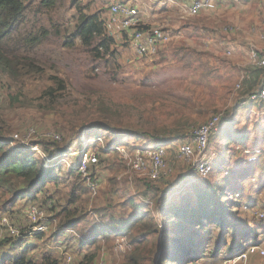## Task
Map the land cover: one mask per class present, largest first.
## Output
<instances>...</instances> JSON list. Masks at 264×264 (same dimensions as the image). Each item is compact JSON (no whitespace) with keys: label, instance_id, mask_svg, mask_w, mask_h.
<instances>
[{"label":"rangeland","instance_id":"rangeland-1","mask_svg":"<svg viewBox=\"0 0 264 264\" xmlns=\"http://www.w3.org/2000/svg\"><path fill=\"white\" fill-rule=\"evenodd\" d=\"M38 1L32 0L28 4L21 31L45 27L49 31L58 29L60 35H48L30 52L43 70L39 74L16 83L0 71V101L7 108L5 122L12 129L11 138L15 134L23 135L28 129L36 130L32 126L34 124L51 127L52 131L12 138L13 146L20 145L25 152L43 156L36 143L50 139L45 136L50 132L60 135L55 128L62 123L68 124L62 122L65 113L61 112L69 114L78 107L79 114L70 115L71 119L80 121L86 113L99 117L98 124L90 122V127L87 126L89 121L82 125L68 124L75 128L74 132L69 130L61 136L64 152L44 159L47 167H53L58 179L57 185L55 181L45 184V195L57 203L56 211L60 209L59 205H65V197L76 183V174L71 173V169L86 154L97 158V163L90 166L88 176L97 181L98 190L92 197L86 179L80 177L83 189H76L79 199L75 205L69 206L75 211V216L80 217L74 230L60 226L65 222V219L59 221L61 215L54 219L43 214L42 221L47 222L45 220L48 219L49 226L40 240L27 237L17 246L15 238L0 233V264L5 261L8 264L11 254L19 256L23 253L40 262L47 251H51L60 264H156L163 258L164 264H179L177 257L180 252L174 255V263L168 262V257L162 253L175 252L177 249L174 247L179 245L180 237L198 244L199 252L193 255L194 264H220L238 248L251 243L255 232L264 236V227L253 214L256 206L246 201L247 194H241V187H246L248 182L245 193L255 191L252 170L256 165L242 167L241 164L243 173L237 178L229 169L231 165L241 163L238 157L243 154V149L239 151L241 147H235L239 137L245 133L243 129L263 120L260 102L244 104L242 96L251 76L250 70L254 68L250 55L253 50L261 52L264 49V0L219 4L214 11L184 22L177 19L175 8L155 7L149 0H139L142 11L148 13L143 22L167 28L171 40L155 55L147 57L137 56L129 41L122 40V45L112 47L116 50L115 59L108 58V61L95 59L78 41L73 47L66 46L64 42L66 30L74 23L75 4L83 7L87 14L99 11L106 19L108 8L115 0H58L49 9L39 5ZM106 27L117 40L123 38L113 27ZM230 46L233 50L227 54ZM50 75L61 77L66 91L58 94L53 104L55 110L46 112L40 110L39 105H45L48 100L38 97L45 87L51 85ZM237 84L240 88H236ZM20 91L26 96L23 102L26 106L17 104L15 108L9 107L7 96ZM102 103L105 111L100 109ZM250 105L254 112H251ZM216 113L223 114V122L208 142L214 172L202 179L189 161L179 157L178 149L190 140L191 133L199 124ZM251 118L254 124L249 122ZM105 122L107 124L103 126ZM240 122L241 129L238 128ZM23 128L26 129L21 130ZM147 144L162 146L165 151L167 166L159 181H151L147 170L135 171L130 166L136 148ZM225 178L226 182L222 181ZM216 181L222 183L220 199L230 212L222 229L204 220L201 226L190 225L188 231L191 236L186 238L181 232L184 227L176 224L178 219L165 216V209L155 206L158 203L170 206L186 195H193L196 183L201 188L208 184L205 187L209 189ZM261 195L259 203L264 201V188ZM24 197L20 195V204L15 206V209H21L20 213L24 209ZM129 198L139 206L136 210L124 202ZM141 214L145 217L134 223L135 228L120 234L109 232L107 239L100 235L94 243L80 245L91 235L94 227L120 223ZM14 219L17 224H24L19 216L15 215ZM232 226L235 229L230 228ZM171 229L179 232L173 235L175 230L170 232ZM143 231L146 235L141 233ZM171 236L173 242L166 239ZM255 255L259 254L251 256ZM251 263L264 264V256L253 258ZM247 264H250V259Z\"/></svg>","mask_w":264,"mask_h":264},{"label":"trees","instance_id":"trees-1","mask_svg":"<svg viewBox=\"0 0 264 264\" xmlns=\"http://www.w3.org/2000/svg\"><path fill=\"white\" fill-rule=\"evenodd\" d=\"M31 1L32 0H0V71L7 75L11 81L16 83L21 82V80L25 77H29L33 74H39L43 71L42 68L36 64V59L30 55V52H32L34 48L48 35H60V31L58 29H52L49 31L45 27H38L33 31H21V25L25 20V10ZM57 1L58 0H39L38 3L39 5L49 9L55 6ZM75 6H77V12L74 17L73 25L70 29L66 30L67 34L65 35V45L73 47L76 44L75 42L78 41L79 45L86 48L95 59H105L106 61L109 60L108 58H111V60L115 59L116 50L112 49V47L114 46L116 48L118 44L122 45V40L128 42L129 31L119 30L118 32L120 38L121 35L123 38L121 40H117L111 32H107V18H102L101 12L96 11L87 14L84 12L83 7L79 4H75ZM143 26L147 27L148 25L144 24ZM250 72V83L247 81L244 93L250 92L256 87L262 74V70L255 67L250 70ZM48 80L51 82V85L45 87L38 97L39 99H47L48 103L45 105H39V109L46 112H52L55 110L53 104L56 102V98L59 96L58 94H63L66 91V84L65 81L58 75H50ZM7 98L10 99L9 107L15 108L17 107V104H23V106H26L23 103L26 96L23 95L21 91L14 95H8ZM259 102L260 105L264 103V101ZM103 106L104 104L102 103L100 109L105 111ZM6 109L7 108L1 104L0 101V213L2 214L0 215V233H6L9 238H15L13 240H17L16 245L19 246L23 242L22 239L27 237L40 240L45 236V232L32 233L30 229L31 223L29 221V212L32 207H36V209L41 211L44 215L47 214L51 216L50 218L55 219L56 216L61 215L59 221L65 219V222L60 224L62 228L72 227L73 229L77 222H79L80 217H76L75 211L70 209L69 206L75 205L79 199V195L76 194V189L79 191H82L83 189V186L80 183L81 175L79 174L77 168L74 167L71 169V173L76 174V178H74L76 179V183H74L71 187L72 190L70 193L66 195L65 205H59L60 209L56 211L57 203L53 200V198L45 195V184L49 181H55V185H57L58 179L53 173V167H47L44 159L47 156H54L57 152H64L62 149L63 141L60 142V140L64 139H62L61 136H64L65 132H68L69 130L74 132L75 128L74 126H68V124L82 125L86 121H89L87 126L90 127V122L96 124L99 117L93 114L87 115L86 113L81 116L82 119H80V121L79 119H71L72 117L70 115L79 114L78 107H74L72 112L69 114L61 112L60 114L65 113V118L62 122L68 124L62 123V125L55 128L57 132H60V135L56 132L53 133L58 134L59 139L50 138L46 141H38L36 143L40 146V150L43 153V156H39L31 151H23L20 145L13 146L14 140L10 136L12 129H10L6 124L7 122H5L6 116L4 112ZM66 116L70 117L67 118ZM106 124L107 123L105 122L103 126H106ZM32 126L36 128V133L53 130L51 127H43L37 124ZM24 129L26 128L21 130ZM243 130L245 132L243 133L244 135L239 137V140L237 137L238 143L242 149L250 147V144L246 143L248 132H246V129ZM75 133L77 134V131H75ZM229 169H231L232 176H235V178L243 173L240 165L235 166L233 164ZM226 180L227 178L222 181L226 182ZM205 186L204 188H201L200 184L196 183L193 187L195 189L193 195H186L176 203H171L170 206H167V204L162 205L161 203H158L159 205L155 204L158 209H165V216L175 217L178 219L176 224L180 227L181 225L184 227L181 232L186 238L191 236L188 231V227L190 225L201 226L202 221L204 220L213 222V224L217 225L220 229L225 227L226 216L229 215L230 212L227 210V206L223 205L224 201L220 199L223 187L222 183L220 184L216 181V183L211 184L209 189ZM20 195L25 196L22 204V208H24L22 213H20L21 209H15V206L20 204L18 203ZM10 196H12V199L9 198ZM124 202L129 204L131 207H134V210L139 207L131 198L125 200ZM146 206H149V204ZM14 214L24 220L23 225H19L14 222ZM144 217L145 216L141 214L140 216L122 221L120 223H104L101 226L94 227L91 230V235L86 237V239L81 242L76 239V242H80V245L84 246L94 243L97 236L100 235H103V237L107 239L109 237V232H116L117 234H120L125 230H131L135 228L134 223L137 224V220L144 219ZM38 220L41 221L42 217H39ZM45 221L47 222H42L45 223L48 228L49 220L46 219ZM230 228L235 229L234 226ZM148 230L150 231V229ZM173 230L175 229H171L170 232ZM149 231L147 232L149 233ZM178 232L179 231L175 230L173 235H176ZM240 232H242V230L239 231V233ZM141 233L146 235L145 231ZM231 236L233 237V235ZM254 236V240L251 243L264 246V236H262V234L257 235L256 232ZM166 239H168L169 242H173V236L166 237ZM178 241L179 245H175L174 247V249H177L175 252L170 254H168V252L162 253L164 256L168 257L166 260L170 263H174V255L180 252L179 257H177V262L179 264L180 262H183V264H194L193 262L195 257H193V255L199 252L198 244L196 242L193 243L192 240L189 243L188 239L184 240L183 237H180ZM245 246H241L240 248H244ZM11 256L12 257H10L8 264H60L58 258L54 257L51 251H47L43 254L40 262H38L33 256H28L26 253L19 256H13L11 254ZM263 256H251L249 258L250 264H252L251 261L253 258L261 259ZM161 260L162 261L158 260L159 263L157 261L156 264H164V258ZM6 262L7 261L3 264H6Z\"/></svg>","mask_w":264,"mask_h":264},{"label":"built area","instance_id":"built-area-1","mask_svg":"<svg viewBox=\"0 0 264 264\" xmlns=\"http://www.w3.org/2000/svg\"><path fill=\"white\" fill-rule=\"evenodd\" d=\"M151 5L157 7L175 8L177 9V19L184 22L186 19H192L204 12L214 11L219 4L235 3L237 0H149ZM148 13L140 6L139 0H115L108 8L107 24L117 31H129V46L132 51L139 57H147L155 55L158 50L171 40L170 31L162 26L148 25L143 26ZM107 25V26H108ZM225 30L228 28L225 27ZM233 44V43H232ZM234 45V44H233ZM233 46H230L227 54H231ZM251 65L261 69L262 74L259 78L257 86L250 92L244 93L242 103H254L256 101H264V49L261 52L253 50L250 55ZM240 88V84L236 85ZM223 122V114L216 113L207 121L199 124L190 135V140L184 142L178 149L179 157H184L189 161L196 174L204 179L213 171L212 158L208 152V142L210 137L217 133ZM34 129H28L26 133H33ZM23 135L15 134L12 138L19 139ZM20 136V137H19ZM44 136V134H43ZM52 139H59L56 133L45 134ZM136 153L130 161V166L135 171L147 170V175L151 181H159L165 174L166 161L165 151L162 146L147 145L145 147L136 148ZM248 156V161L255 160V152L252 156L251 151H243ZM259 152V150H256ZM97 163L95 155H85L75 166L79 174L84 180L86 186L93 197L97 194L98 183L95 179L88 176L90 166ZM256 220L264 227V206H256L253 210ZM42 212L32 207L29 212L30 229L32 233L46 232L47 225L38 220L42 217ZM121 247V244L118 245ZM253 254L264 255V248L258 244L249 243L244 248H240L236 253L224 258L221 264H247L249 257ZM97 264H103L98 262Z\"/></svg>","mask_w":264,"mask_h":264},{"label":"crops","instance_id":"crops-1","mask_svg":"<svg viewBox=\"0 0 264 264\" xmlns=\"http://www.w3.org/2000/svg\"><path fill=\"white\" fill-rule=\"evenodd\" d=\"M264 34V33H263ZM263 47V45H261ZM257 86V85H256ZM244 95V94H243ZM255 103V102H254ZM253 104V103H251ZM261 106V105H260ZM251 112H254V110L252 109L251 105ZM260 117L262 120V122L260 121V123H256L254 124L251 120L252 118L249 120V122L251 124H254V126H252L251 128L247 126L248 129H246V132H248V137L246 139V143L250 144V147L248 148H244L245 150H249L251 151V154L249 156H252L253 153L255 152V160L254 161H248V156H246L243 152V154L241 153L239 155V159L241 161V163H238L237 165L234 164L235 166H239L242 164V167L245 166H249L250 164L256 165L252 168H254L252 170V174L254 175V183H253V188L255 189V191H251L252 193H249L247 191L246 192V187H241V194H247L246 195V201L251 203V206H264V201H261V203H259V201L261 200V191L264 188V103H262V107H260ZM237 109H235L234 107V111H236ZM252 117V116H250ZM242 123L240 122V124H238V128L241 129ZM259 126V127H258ZM225 126H222L221 128H223ZM254 128V129H252ZM240 131V130H239ZM235 148H240V144L238 143L236 145ZM242 148H240L239 151H241ZM243 149V151H244ZM236 150V149H235ZM256 150H259V152H256ZM235 154L238 156L237 150L235 151ZM245 164V165H244ZM241 168V167H240ZM260 174V175H259ZM246 176V175H245ZM257 176V178H256ZM260 177V179H258ZM259 189V191H257ZM264 248V246H262Z\"/></svg>","mask_w":264,"mask_h":264}]
</instances>
